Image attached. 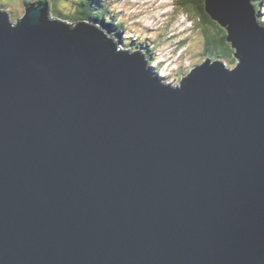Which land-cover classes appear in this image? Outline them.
<instances>
[{"label":"water","instance_id":"obj_1","mask_svg":"<svg viewBox=\"0 0 264 264\" xmlns=\"http://www.w3.org/2000/svg\"><path fill=\"white\" fill-rule=\"evenodd\" d=\"M22 4L0 11V264H264L249 1L204 0L237 64L208 58L178 86L103 28Z\"/></svg>","mask_w":264,"mask_h":264},{"label":"rangeland","instance_id":"obj_2","mask_svg":"<svg viewBox=\"0 0 264 264\" xmlns=\"http://www.w3.org/2000/svg\"><path fill=\"white\" fill-rule=\"evenodd\" d=\"M66 1L72 3V0ZM109 1L112 5L111 9H115V14L119 15L121 12L122 19L127 23L124 26L125 31L117 37L120 46L124 48L122 44L130 40L139 44L142 39H146L154 48L153 61L157 65L154 70L159 72L166 83H178L182 73L187 74L191 66L205 55L204 37L199 28L196 29L189 15L187 17L184 13L174 10L176 8L174 0ZM199 1L196 0L197 3ZM12 3L20 9L19 12L7 3L5 8L10 16L12 15L11 19L15 20L23 12V6L20 0H12ZM118 3L119 5L115 7ZM57 6L60 9L66 6V3L58 0ZM68 11V8L63 10V12ZM260 13V18L264 22V11L261 10ZM194 20L198 21L195 17ZM162 60L168 65L164 67L162 64L159 65L158 62ZM225 60L230 65V61Z\"/></svg>","mask_w":264,"mask_h":264},{"label":"trees","instance_id":"obj_3","mask_svg":"<svg viewBox=\"0 0 264 264\" xmlns=\"http://www.w3.org/2000/svg\"><path fill=\"white\" fill-rule=\"evenodd\" d=\"M50 1H52V9L51 12L47 15L50 19L59 22H67L69 24H76L79 22H96L107 27L111 32L110 37H114L115 40L117 39V37H119L122 32L125 31L124 26L127 23L123 21L121 12L119 15H116L115 9L112 10L111 5L104 0H102L103 3L99 0H72L71 4L66 0H59L64 1L66 3V6L60 8L62 11L57 6L58 0ZM174 1L176 7L174 8V10L177 12L180 11L184 13L187 17L189 15L190 21L194 23V26L197 30L199 28L202 37H204L205 55L200 59V62L202 60H205L206 58H210L212 61L221 62L226 66L227 69H233L237 64V61L233 57V49H231L229 43L225 41L226 33L224 31L223 33L222 29L218 30L214 27L212 23L208 21V17L204 13V0H200L198 3L196 2V0ZM249 2L250 5H252L251 7L254 8L253 10L255 12V15L257 16V21L260 23V25L264 26V22L260 18V11H264V0H251ZM5 3L14 8L16 12L20 11V9L12 3V0H1L0 8H2L4 11L8 12V10L5 8ZM64 8H68L69 11L63 12ZM23 16L24 12L20 13L17 18V21L20 20V18ZM194 17L197 18L198 21H195ZM124 44H126L125 49L129 51H140L141 54L148 59L150 66L152 65L154 48L147 43L146 39H142L139 44L132 40ZM225 59L230 61V65L226 62ZM198 64L199 60L192 66L194 67ZM232 64H234V66ZM192 66L191 68H193Z\"/></svg>","mask_w":264,"mask_h":264},{"label":"bare ground","instance_id":"obj_4","mask_svg":"<svg viewBox=\"0 0 264 264\" xmlns=\"http://www.w3.org/2000/svg\"><path fill=\"white\" fill-rule=\"evenodd\" d=\"M100 2H102L103 3V1L102 0H99ZM248 1H251V0H248ZM112 6V5H111ZM252 6V5H251ZM254 9V8H253ZM260 24V23H259ZM114 38V37H113Z\"/></svg>","mask_w":264,"mask_h":264}]
</instances>
